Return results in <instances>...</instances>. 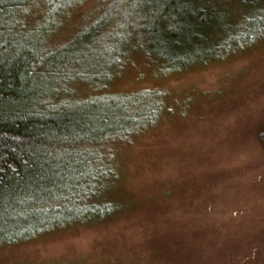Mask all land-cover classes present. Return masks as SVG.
Here are the masks:
<instances>
[{"label": "rangeland", "instance_id": "rangeland-1", "mask_svg": "<svg viewBox=\"0 0 264 264\" xmlns=\"http://www.w3.org/2000/svg\"><path fill=\"white\" fill-rule=\"evenodd\" d=\"M112 2L63 10L45 44L77 40ZM47 8L31 5L26 25L42 28ZM129 32L122 45L132 51ZM72 77L79 100L148 94L141 102H156L150 122L104 147L117 175L111 199L123 211L2 245L0 264H264V37L181 70L137 48L106 81Z\"/></svg>", "mask_w": 264, "mask_h": 264}, {"label": "trees", "instance_id": "trees-1", "mask_svg": "<svg viewBox=\"0 0 264 264\" xmlns=\"http://www.w3.org/2000/svg\"><path fill=\"white\" fill-rule=\"evenodd\" d=\"M79 1L0 0V246L123 211L111 199L117 175L104 147L150 122L156 102H141L148 94L79 100L67 86L72 75L106 81L137 48L181 70L264 37V0H114L77 40L48 47L58 16ZM36 2L48 7L42 28L23 20ZM129 31L132 51L122 45ZM258 136L264 144V129Z\"/></svg>", "mask_w": 264, "mask_h": 264}]
</instances>
